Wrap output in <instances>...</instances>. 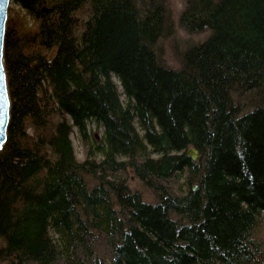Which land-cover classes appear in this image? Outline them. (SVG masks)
<instances>
[{
  "label": "trees",
  "instance_id": "1",
  "mask_svg": "<svg viewBox=\"0 0 264 264\" xmlns=\"http://www.w3.org/2000/svg\"><path fill=\"white\" fill-rule=\"evenodd\" d=\"M12 1L0 264H264V0Z\"/></svg>",
  "mask_w": 264,
  "mask_h": 264
},
{
  "label": "rangeland",
  "instance_id": "2",
  "mask_svg": "<svg viewBox=\"0 0 264 264\" xmlns=\"http://www.w3.org/2000/svg\"><path fill=\"white\" fill-rule=\"evenodd\" d=\"M164 3L171 15V20L174 24L175 31L172 36L164 40V57L166 62L172 67H177L179 62L176 56V50H183L184 47L189 45L191 42H199L206 38L207 32L201 33H189L180 25V15L185 8L186 0H164ZM19 5L10 2L9 14L13 11H20ZM22 11V10H21ZM24 12V11H22ZM103 133V128L99 127L95 122L90 121L88 124V136L92 141L93 145H97L100 141ZM72 141L74 144L76 155L79 159H84L86 156L85 147L81 140L78 131L75 129L72 134ZM132 187L141 190L144 194L145 199L154 201V196L150 189L147 188L140 180L136 179L132 174Z\"/></svg>",
  "mask_w": 264,
  "mask_h": 264
},
{
  "label": "water",
  "instance_id": "3",
  "mask_svg": "<svg viewBox=\"0 0 264 264\" xmlns=\"http://www.w3.org/2000/svg\"><path fill=\"white\" fill-rule=\"evenodd\" d=\"M12 0H0V151L8 137V126L11 119V97L8 85V74L4 58V45L9 19V6ZM188 155L193 159L198 158V150L191 147ZM195 184L193 188H196Z\"/></svg>",
  "mask_w": 264,
  "mask_h": 264
},
{
  "label": "bare ground",
  "instance_id": "4",
  "mask_svg": "<svg viewBox=\"0 0 264 264\" xmlns=\"http://www.w3.org/2000/svg\"><path fill=\"white\" fill-rule=\"evenodd\" d=\"M181 25V24H180ZM174 30H175V28H174ZM208 34H209V31H206ZM164 40H165V38H161V40H160V42H159V44L160 45H162V46H164ZM198 42H191V43H189V45H187L186 47H184L183 48V50H185V49H187V48H189V47H191V46H193V45H196ZM193 147V146H192ZM191 148V147H190ZM189 148V149H190ZM188 149V150H189ZM198 154H199V152H198Z\"/></svg>",
  "mask_w": 264,
  "mask_h": 264
}]
</instances>
